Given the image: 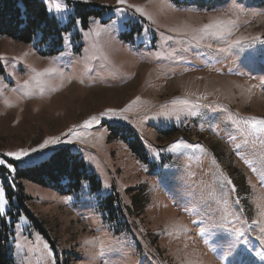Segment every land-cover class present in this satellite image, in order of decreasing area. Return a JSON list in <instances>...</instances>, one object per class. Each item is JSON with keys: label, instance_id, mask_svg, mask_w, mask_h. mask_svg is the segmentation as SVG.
I'll return each instance as SVG.
<instances>
[{"label": "rangeland", "instance_id": "1", "mask_svg": "<svg viewBox=\"0 0 264 264\" xmlns=\"http://www.w3.org/2000/svg\"><path fill=\"white\" fill-rule=\"evenodd\" d=\"M42 1L65 28L60 51L0 36V159L14 169L0 165V215L14 222V264H264V8ZM217 17L236 21L232 33L198 38ZM49 137L60 142L39 148ZM61 148L100 186L15 179ZM20 149L37 151L7 155ZM19 183L37 223L17 215Z\"/></svg>", "mask_w": 264, "mask_h": 264}, {"label": "trees", "instance_id": "2", "mask_svg": "<svg viewBox=\"0 0 264 264\" xmlns=\"http://www.w3.org/2000/svg\"><path fill=\"white\" fill-rule=\"evenodd\" d=\"M179 3L205 5L221 3L224 0H175ZM253 5L264 8V0H250ZM81 13L91 15L95 10L88 8L91 4L78 3ZM88 8V9H87ZM62 27L54 15L49 14L47 6L42 0H0V36L9 37L17 41L29 43L36 35H39L38 44L46 42L58 48L52 51H60L59 45L63 41ZM133 152L141 155L142 144L138 141L132 146ZM3 167V166H1ZM5 168V167H4ZM14 177L17 180L27 179L42 186H49L63 192L79 191L83 181L90 177L95 186L100 182L93 173H89L88 167L79 153H73L69 148H61L55 151L49 160L42 161L33 166L16 167ZM17 199L19 201L17 215L25 213L37 223V220L28 211L26 202L29 197L25 194L22 184H18ZM13 204V200L11 201ZM13 207H15L13 205ZM21 209V210H20ZM113 211L115 207L113 206ZM118 213V212H117ZM14 222L9 223L0 215V264H14Z\"/></svg>", "mask_w": 264, "mask_h": 264}, {"label": "snow or ice", "instance_id": "3", "mask_svg": "<svg viewBox=\"0 0 264 264\" xmlns=\"http://www.w3.org/2000/svg\"><path fill=\"white\" fill-rule=\"evenodd\" d=\"M126 0H118V3L123 4L125 3ZM60 7L59 4L56 5V8L58 9ZM136 7V6H133ZM138 11L143 12L144 10L142 8H137ZM236 21L231 19V18H223V17H217L212 19L209 23L204 24L201 28L199 29H194L193 31L200 33L201 35L198 37L200 39L203 38L204 35H208V36H222L225 33H228L229 35L232 33V29L235 26ZM174 31L176 29H173ZM250 38L249 37H244L241 36L238 39L232 41L233 45H240L246 41H248ZM221 51H226L227 49H220ZM44 71L46 72H54L55 69L53 68H48L45 69ZM39 75V74H38ZM25 85H28V81L24 82ZM139 99V98H137ZM133 103H135V101H133ZM174 104H187L189 103V101L187 100H174L173 101ZM117 114V110L115 109H108L105 112L101 113V115L103 116H107L109 114ZM93 122L99 123V118L96 116L91 117L89 120L84 122V127H91ZM73 129H69V132H72ZM79 135V134H77ZM60 142V138L59 137H49L46 140H44V142L42 144L39 145V148H47L50 144L54 145ZM173 148H177L180 147V144H174L172 145ZM29 151L35 152L37 151V149H20L19 151L16 152H8L7 155L8 156H12L15 157L17 160L21 159V157L27 156L29 155ZM7 161L4 159H0V165L6 164ZM7 167L9 169H13V165L10 163H7ZM14 171V169H13ZM7 203V201L4 198V190L2 187H0V210L3 209L4 205Z\"/></svg>", "mask_w": 264, "mask_h": 264}, {"label": "bare ground", "instance_id": "4", "mask_svg": "<svg viewBox=\"0 0 264 264\" xmlns=\"http://www.w3.org/2000/svg\"><path fill=\"white\" fill-rule=\"evenodd\" d=\"M212 81V80H211Z\"/></svg>", "mask_w": 264, "mask_h": 264}]
</instances>
